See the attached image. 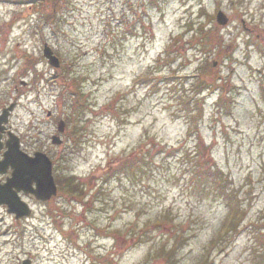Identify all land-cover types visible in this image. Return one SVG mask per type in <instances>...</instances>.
Listing matches in <instances>:
<instances>
[{
	"label": "rangeland",
	"instance_id": "obj_1",
	"mask_svg": "<svg viewBox=\"0 0 264 264\" xmlns=\"http://www.w3.org/2000/svg\"><path fill=\"white\" fill-rule=\"evenodd\" d=\"M9 104L59 188L0 264H264V0H0Z\"/></svg>",
	"mask_w": 264,
	"mask_h": 264
},
{
	"label": "water",
	"instance_id": "obj_2",
	"mask_svg": "<svg viewBox=\"0 0 264 264\" xmlns=\"http://www.w3.org/2000/svg\"><path fill=\"white\" fill-rule=\"evenodd\" d=\"M216 20L218 24H224L226 19L220 12L217 14ZM44 55L52 66L55 68L58 67V59L52 56L51 51L47 47L44 50ZM11 109L12 106L7 110H4V115L0 117V123L6 118L7 111H10ZM58 131L60 133L63 132L62 124L59 125ZM52 143L60 144L59 138L53 137ZM8 148L3 163L11 165L14 172L12 178L8 180L6 187L11 188L13 186L30 184L28 180L33 176L36 182V189L30 192L37 200L47 201L51 196H54L56 194V187L51 175V163L48 158L42 154H36L34 159H28L26 156L19 154L18 145L8 146ZM25 192H28V190ZM5 193L7 192L5 191ZM0 203L7 205L8 212L10 214H15L16 218L27 216L29 214L26 206L20 203L19 199L14 194L11 196L5 194L4 199L0 201ZM22 264H29V262L24 261Z\"/></svg>",
	"mask_w": 264,
	"mask_h": 264
},
{
	"label": "flooded vegetation",
	"instance_id": "obj_3",
	"mask_svg": "<svg viewBox=\"0 0 264 264\" xmlns=\"http://www.w3.org/2000/svg\"><path fill=\"white\" fill-rule=\"evenodd\" d=\"M7 106L4 105L0 108V116L2 115V111ZM12 114L13 111L9 113L7 117L3 119L0 123V201L4 199L5 194H9L11 196V194L14 193V195L17 196L20 201H22L30 209V214L27 218L16 219L14 215L8 214L6 205L0 204V212L2 213V216H0V226L4 222L3 215L7 216L8 218L10 217L14 223L27 220L29 219L30 215L32 216L36 205H39L40 207L50 205L54 202L55 198H51L47 202L37 200L35 196H33V194L30 192L36 189V182L33 176H31L28 180L30 184L23 186H13L11 188L6 187V185L8 184V180L11 179L12 174L14 172L11 165L3 163L5 154L8 151V146L18 145L20 154L22 153L23 155H26L29 158H34L35 154L42 153L47 155L51 160V155H49V152L47 151L48 147L44 146L45 140H43V138L42 140L40 139L39 133L32 132L31 134H21V132H18L16 129L12 128ZM48 142H50V139H48ZM50 145L49 147L53 148ZM26 190H28V192H25ZM5 191L7 193H5Z\"/></svg>",
	"mask_w": 264,
	"mask_h": 264
},
{
	"label": "trees",
	"instance_id": "obj_4",
	"mask_svg": "<svg viewBox=\"0 0 264 264\" xmlns=\"http://www.w3.org/2000/svg\"><path fill=\"white\" fill-rule=\"evenodd\" d=\"M185 104H188V103H185ZM196 171L198 173L197 174L198 177H200V178L213 179L212 181H217V183H221V181H219V179H220L219 175L221 172L218 169H216L215 167H211L209 165L200 163L199 165H197ZM60 182H62V181H60ZM220 186L221 185H218V187H220Z\"/></svg>",
	"mask_w": 264,
	"mask_h": 264
}]
</instances>
